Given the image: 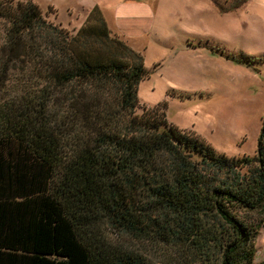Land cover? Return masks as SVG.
Listing matches in <instances>:
<instances>
[{
	"label": "trees",
	"instance_id": "16d2710c",
	"mask_svg": "<svg viewBox=\"0 0 264 264\" xmlns=\"http://www.w3.org/2000/svg\"><path fill=\"white\" fill-rule=\"evenodd\" d=\"M0 25V264H153L107 229L173 264H256L264 130L254 155L227 156L165 102L141 109L151 71L98 5L70 30L0 0Z\"/></svg>",
	"mask_w": 264,
	"mask_h": 264
},
{
	"label": "rangeland",
	"instance_id": "374dc122",
	"mask_svg": "<svg viewBox=\"0 0 264 264\" xmlns=\"http://www.w3.org/2000/svg\"><path fill=\"white\" fill-rule=\"evenodd\" d=\"M32 1L46 19L72 30L95 0ZM144 1L153 9L148 32L123 39L143 55L151 71L138 85L141 109L165 102L167 120L179 129L193 131L227 156L254 155L264 130V0ZM112 14L105 11L110 25L115 23ZM2 33L0 25V46ZM246 56L252 60L248 64ZM106 235L153 264L176 261L168 246L113 229ZM256 247L255 263L262 264L264 226Z\"/></svg>",
	"mask_w": 264,
	"mask_h": 264
},
{
	"label": "crops",
	"instance_id": "0c3cea01",
	"mask_svg": "<svg viewBox=\"0 0 264 264\" xmlns=\"http://www.w3.org/2000/svg\"><path fill=\"white\" fill-rule=\"evenodd\" d=\"M93 5H98L105 16L106 10L115 14L114 24H107L110 30L122 39H128L148 32L147 19L153 15V9L144 0H95L87 5V13ZM112 14V17H113ZM127 42V41H126Z\"/></svg>",
	"mask_w": 264,
	"mask_h": 264
},
{
	"label": "water",
	"instance_id": "95a60500",
	"mask_svg": "<svg viewBox=\"0 0 264 264\" xmlns=\"http://www.w3.org/2000/svg\"><path fill=\"white\" fill-rule=\"evenodd\" d=\"M262 264H264V263H262Z\"/></svg>",
	"mask_w": 264,
	"mask_h": 264
}]
</instances>
